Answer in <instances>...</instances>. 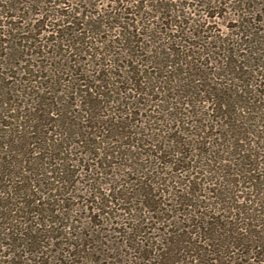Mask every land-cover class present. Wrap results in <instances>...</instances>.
I'll return each instance as SVG.
<instances>
[{
    "label": "trees",
    "instance_id": "obj_1",
    "mask_svg": "<svg viewBox=\"0 0 264 264\" xmlns=\"http://www.w3.org/2000/svg\"><path fill=\"white\" fill-rule=\"evenodd\" d=\"M1 1L12 17L49 2ZM240 2L234 39L166 6L149 73L120 13L65 21L41 45L2 33L0 264H264V0Z\"/></svg>",
    "mask_w": 264,
    "mask_h": 264
},
{
    "label": "rangeland",
    "instance_id": "obj_2",
    "mask_svg": "<svg viewBox=\"0 0 264 264\" xmlns=\"http://www.w3.org/2000/svg\"><path fill=\"white\" fill-rule=\"evenodd\" d=\"M43 1V0H42ZM48 1V0H47ZM241 0H49V2H46L45 4L37 3V4H29L30 6L27 7V10L21 9L18 13V17H12L11 15H14V11H6L0 9V40L6 39L8 35H5L7 37H4L2 33H15L17 36L21 35H32L35 38V43L38 44H44L47 42V39H52L51 36L54 35L51 30L59 29V27H62L63 23L65 21H71L72 24L64 23V26L67 25L71 28H75L79 19L83 15H94V17H101L103 15H108L111 13L112 15H117V13H120L119 16L123 17L124 20L118 19V21H124L130 24H133L134 27H136V33H139V35H136V38L140 39L144 46L147 45V48L145 47L143 50H138V54H143L145 57L140 58L137 57V61L139 63H143L145 66H141L142 70L149 73L150 68L154 67V63L149 62V60H146L148 56H150V50H152L153 47H158L159 44L166 43V33L168 30H166V18L160 19V17L166 16V6H168V9H181L183 12L184 17H190L192 19H199V23L204 22V26L202 29H204L203 36L206 37H228L234 39V33L236 32L233 28V25L237 24V16L238 13H240L243 8H246L247 2H240ZM2 3V1L0 2ZM54 3V4H53ZM202 3H206V5H210L214 7V11L218 12V15H214L211 18H207L204 20V17H199V5H202ZM237 6L239 10L237 9ZM18 7V6H17ZM163 11V12H162ZM172 11V10H171ZM131 13V14H130ZM163 13V15H162ZM190 13V14H189ZM195 13V15H194ZM132 18V19H131ZM85 19V18H84ZM184 19V18H183ZM202 20V22H201ZM117 20L115 21L118 22ZM196 21V20H194ZM192 20H189L190 22V28L192 29V26L195 25V22ZM194 22V24L192 23ZM34 26L31 33L29 32L31 26ZM115 24L114 26H116ZM122 25V24H121ZM67 26V27H68ZM79 26V25H78ZM12 27H14V30H11ZM112 27V26H111ZM264 27V24H258L257 28L255 29H261ZM162 32L161 34L159 32ZM201 31V30H200ZM20 33V34H19ZM27 33V34H26ZM98 39H109L114 33H116L115 29H106L100 30ZM147 37V35H149ZM202 34V33H201ZM111 35V36H110ZM151 35L157 37L158 39V45L152 46V43L150 40L156 41L155 38L151 37ZM165 36V37H164ZM151 37V38H150ZM113 39V38H112ZM209 39V38H208ZM113 43L112 41L106 43L104 46H109L107 48V52L111 57L116 56H124V53L122 52V46L119 43ZM157 42V41H156ZM111 44V45H110ZM143 46V47H144ZM65 46H62V54H66L68 56L67 52L63 53ZM97 51H101L100 48L97 49ZM145 51H149L148 54ZM6 51L3 50V52H0V55H3ZM214 52V51H213ZM79 60L83 59L84 57H77ZM127 59H122L123 62H126ZM204 60H208L210 62V68H214L217 65V62L220 60V58H217L214 54L210 55L209 57H205ZM0 61L6 62L3 57L0 58ZM128 61V60H127ZM8 61L7 63H9ZM101 61H98L96 59H91V63H84L86 68L92 70L94 65H97ZM134 64V63H133ZM121 65V63H120ZM160 70V67H158ZM213 70V69H212ZM7 72V74L11 73L10 69H3L0 67V73ZM156 71V69H155ZM158 72V70H157ZM62 77H65V74L61 75ZM172 85L176 86L174 82H172ZM174 91L168 92L166 91V96L169 95L172 96V98H175L177 94ZM180 95V94H179ZM144 97V96H142ZM141 97V98H142ZM155 101L154 98H151ZM169 102H173V100L168 99ZM144 103L146 105L144 106ZM155 104L154 102H146L143 98L140 99L139 105H137V109L142 110H135L138 113H142V115H151V118H147L149 120V124L151 125L153 122V118L157 117V114L153 111L152 105ZM166 125V121H165ZM153 127L157 128V131H160L161 129H165L164 126L157 125L156 123L152 125ZM167 171V170H166ZM152 225V224H151ZM156 234V233H155Z\"/></svg>",
    "mask_w": 264,
    "mask_h": 264
}]
</instances>
